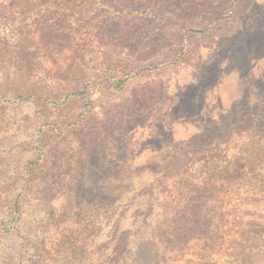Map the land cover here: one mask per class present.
<instances>
[{"label": "trees", "instance_id": "1", "mask_svg": "<svg viewBox=\"0 0 264 264\" xmlns=\"http://www.w3.org/2000/svg\"><path fill=\"white\" fill-rule=\"evenodd\" d=\"M161 1L0 0L6 15L30 3H58L64 14L50 20L53 37H24L20 53H8L13 60L7 72L0 54V78L10 84L0 87V109L16 100H42L30 77L50 61L47 50L32 48L51 44L62 62L64 52L71 55L70 43L61 44L70 33L60 28L73 26L65 16L75 9L118 3L112 6L117 15L142 17L149 15L140 5L121 3ZM112 19L98 27L100 35L121 36ZM251 42L256 63L248 78L254 82L264 79L263 32ZM114 50L99 63L121 72L104 78L107 88L154 70L152 83H142L132 99L120 92L92 121L44 143L54 126L35 119L23 125L27 117L0 119V264H264V102L236 112L230 92H238L237 83L190 89L182 82L187 72L167 76L165 66L141 65L148 57ZM93 69L74 75L77 86L62 87L64 101L83 94ZM186 89L195 92L184 97ZM61 196L62 203L54 204Z\"/></svg>", "mask_w": 264, "mask_h": 264}, {"label": "rangeland", "instance_id": "2", "mask_svg": "<svg viewBox=\"0 0 264 264\" xmlns=\"http://www.w3.org/2000/svg\"><path fill=\"white\" fill-rule=\"evenodd\" d=\"M110 5L111 8H106L103 5L88 3V7H80L69 17L65 16L74 24L60 28L62 31H68L71 37H64L61 44L70 43L73 52L71 55L64 52L61 55L65 57L63 62L56 60L59 57L56 54L58 48L51 49V44L48 47L46 44H38L32 48L47 50L46 60L50 61L48 66L40 71L36 67L37 70L30 77L31 83L35 82L34 87L40 91L42 100L39 101L36 97L16 100L9 109H0V119L7 121V116L14 117V120L27 117L28 120L22 122L23 125L35 119L36 123L39 121L41 124L54 126L52 133H44V139L42 137L41 140L44 143L52 134L64 135V131L92 121V117L118 93L122 92L124 97L132 99V94L142 83H152L151 74L154 70H143L130 76L118 89L107 88L108 82L104 79L106 76L121 75L118 67H102L99 64L103 61L102 55H107L111 47L114 51H130L132 54L148 57L141 65L153 64L157 67L159 65L160 68L165 66L163 68L169 72L167 76H172L177 71L187 72V77L183 76L182 82L190 89L196 85L206 87L214 83L227 84L232 88L237 83L238 92H230L231 97L235 96L237 100L234 104L236 112L239 108L253 107L264 102V91L256 93L253 88L254 85L264 88V79L253 82L248 78V73L254 71L256 63L254 52L251 53V40L262 32L264 34V0H162L160 3H121L123 7L140 5L141 12L149 15L142 17L126 12L117 15L112 6L118 7V3ZM19 11L23 12L20 16ZM59 17H64V14L58 3H30L15 10V13L9 12V15L2 14L0 8V54L6 61L3 71L11 69L13 57H7L8 53L15 51L18 55L24 37L29 39L36 33L44 34L46 38L53 37V33L49 31L52 25L50 20ZM110 17L113 18L111 23L120 29L118 33L121 35L116 38L115 35L110 36L113 40L100 35L98 31V27ZM201 25L206 26L202 31L197 29ZM92 26L96 28L92 29ZM133 27H137L138 31H133ZM28 46V43L24 45L25 48ZM160 63L165 65L160 66ZM90 66H94L92 71L95 76L82 86L80 90L83 94L72 95L64 101V97L60 95L64 91L63 88L72 87L76 83L75 76L79 75V72L89 70ZM103 73L105 76H102ZM99 75L101 76L98 77ZM155 78V81L159 82L157 79L163 77ZM2 85H10L4 76L0 78V87H3ZM190 89L184 90V97H190L195 92ZM55 95L58 98H54ZM46 99L48 102L42 104ZM140 103L143 110L148 109L147 100ZM234 112L230 111L232 114H235ZM36 123L30 124L29 127L34 129ZM33 131L35 130H30L29 133ZM17 133L16 138L20 139L23 133ZM16 138L12 137L11 140ZM40 145L41 143L38 144L39 147ZM21 147L22 154L27 155L28 146L22 144ZM43 148L47 149V146ZM150 165L154 166L155 162H150ZM62 201L63 196L54 204L60 205Z\"/></svg>", "mask_w": 264, "mask_h": 264}]
</instances>
